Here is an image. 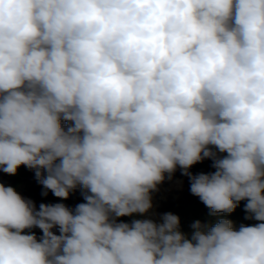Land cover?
Here are the masks:
<instances>
[{
    "label": "clouds",
    "instance_id": "obj_1",
    "mask_svg": "<svg viewBox=\"0 0 264 264\" xmlns=\"http://www.w3.org/2000/svg\"><path fill=\"white\" fill-rule=\"evenodd\" d=\"M0 264H264V0H0Z\"/></svg>",
    "mask_w": 264,
    "mask_h": 264
},
{
    "label": "rangeland",
    "instance_id": "obj_2",
    "mask_svg": "<svg viewBox=\"0 0 264 264\" xmlns=\"http://www.w3.org/2000/svg\"><path fill=\"white\" fill-rule=\"evenodd\" d=\"M213 151H216V149L213 148ZM219 155H226V154L221 153ZM215 170L216 169L213 167V160L210 158H206L202 162H199L193 165L189 169V171L194 175L200 174V173L209 174V173L214 172ZM190 184H191L190 178L186 175H183L182 170L179 167L177 168L176 172L170 179L167 178V174H166L165 181L158 186L159 190L152 193L154 207L152 210H150L147 216H151V219L155 220L158 223L160 222V219H158V217L160 218L161 215H163L164 213H168V212H171L179 216V218H183L187 216L190 208L184 204H191L192 208L200 204H203V202L199 199V197L194 196L191 193ZM171 191L176 192L179 196H176L175 194H171L170 193ZM160 193H168V194L162 195ZM24 194L27 199H31L35 202L37 210H38L39 205L41 203L34 199L32 192L29 190H25ZM79 195H80L79 188L71 192V196H73V199L78 198ZM174 199H176V201L174 202L172 206V210H169L168 204L170 201H173ZM66 205L69 208L74 209V205L72 203H67ZM177 206H181V207H177ZM240 209H242V207L239 204V206L235 210V213L233 215L231 214L225 215V218L229 219L231 217V218H234L236 222H240L243 219L242 214L239 212ZM194 211H195V215L198 221L206 220V218L204 217V212L199 207H195ZM243 213L246 214L245 209L243 210ZM221 215L222 214L219 213V216ZM138 216H141V215L137 214V215L128 216V217L131 219V218H135ZM145 218H148V217H145ZM140 219H144V218H140ZM180 228L182 232L187 236H191L192 232L194 231L191 225H187L185 227L181 226ZM53 231L56 234H59L58 228L54 229Z\"/></svg>",
    "mask_w": 264,
    "mask_h": 264
}]
</instances>
